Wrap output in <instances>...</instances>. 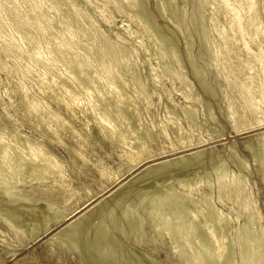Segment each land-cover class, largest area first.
I'll return each instance as SVG.
<instances>
[{
    "label": "bare ground",
    "instance_id": "bare-ground-1",
    "mask_svg": "<svg viewBox=\"0 0 264 264\" xmlns=\"http://www.w3.org/2000/svg\"><path fill=\"white\" fill-rule=\"evenodd\" d=\"M99 1L101 2L102 6L97 9L96 13L98 14V16L102 17L105 20L104 22L107 23H110L111 19L113 18L110 11L114 9L115 6H117L118 8V4H121L126 7L127 10L131 9L133 11V8H136L134 3V1L136 0ZM170 1L171 0H169L168 2ZM219 1L220 2L217 1L216 3L219 7V4H221L220 9L217 8L218 6L213 1V4L211 3L212 6L210 5V13L212 16V21L210 20V23L212 22V27L215 31V34L217 35V39L215 42L218 46V48L216 49L215 47H213L214 51L212 53V48L211 53L214 57L213 62L215 64V77L223 82L224 85H222L221 88L222 95L223 98L226 99L228 102V105L223 113V117L228 128L229 134L235 136L250 135L248 136V140L244 142V149L251 152L253 159H255L254 157H256L257 159V155H255L256 148L253 144L256 143L257 146L259 145V149L260 147H262V149L264 150V0ZM201 2L199 3L202 4L203 2ZM84 3L86 5H89L91 4V0H84ZM175 3L176 2H174V4ZM138 4L136 5L140 8ZM206 6H208V3ZM139 8L137 9L138 11H140ZM158 8L159 7L157 6V10ZM170 8H172L171 10H174L175 6L171 4ZM181 9L183 10H181V12H184V9ZM159 11L161 12V10ZM167 12H169L168 15L171 14L169 10ZM96 13H90L89 11L82 10L72 0H0V53L6 54V59H1L0 56V69H3L5 71L7 77L10 80H24L25 82L28 81L31 84L33 83V80H36V88L39 89L36 90L39 91V93L41 91V94L53 95L55 103L57 105L62 106L63 109L66 112H69L73 117H75V115L77 114L75 113L76 111L82 114V116L84 117V122L82 125L86 127L88 133L89 125L92 124L94 128H97L99 136L107 140V142L109 143V148H111L112 152L116 153L115 155L117 160L122 163V165H120L115 172L111 171L107 173V169H109L108 166L107 169L102 168L99 171V176H101L102 178L106 177L110 186H117L119 187V189H121L126 184L128 185L133 181L135 182V185H141V181H143V178H145V182H143L146 184L143 185V187L140 186L141 188H139L141 190L142 188H145L146 190L155 189L156 191L158 190V188H156L157 186H165L166 184L172 183L168 179L171 174L169 172L165 173V171H168L169 169L175 166V168L178 167L177 171H175L174 177L175 180L178 178L177 181L180 190H178L177 192L171 191L170 187L169 190L171 192L169 191L167 195H160L154 198L153 203L155 205V209L153 211L151 210L149 212H146L148 210L145 211V206L142 207L139 202L137 204V207H133V209L130 210L128 209L131 213L130 215H137L136 222L134 221L135 223H131V226H133V228H130V234L132 235L136 233V235H134L136 238H134L136 239L135 241L138 245L144 246L145 242L143 241L142 236L138 235L139 233L137 234V231H142L141 229L145 225H148L151 234L164 236L168 239V241H170L171 249H169V256L172 261L176 262V264H208V262H211L213 264H236V261L234 262V260L232 259V248H234V246L238 250L237 264H263L264 227L261 228L262 226H260L261 217L258 213L259 211H257L255 208L256 203L254 204L255 201L253 202V197H251L250 194L252 192L250 188L252 187L247 186L248 182L244 181V178V180H240L234 178V176L227 177L226 175L225 177L224 173L226 170L224 169L225 171H223V169H220L222 170L221 172L222 174H224V176L219 175L217 173L216 182L215 185H213L214 187L212 188V190H214V192L216 193V196L212 195V192H210L209 194H205L204 192H202L205 189L207 190L208 186V184L202 181V177H200L205 168V166L203 168L200 164L201 159L204 158L203 155H205V149L203 150L202 148L208 146L210 143H212V141H215L214 143L219 142L222 139V136L224 135L220 133V131L222 132V130H220L219 132L215 131L217 133L213 135L208 132L209 126L217 125V119L210 110V107L208 106V108H206L207 106H204L206 103L203 105L193 82L189 78V75H187V72L184 71V66H178V69L176 70H169L168 66L166 67L157 65L159 66V68H156L159 73H157L158 75L156 74L157 77L159 76V78H167L170 83L168 84L171 87L170 89L164 88V86L159 83L160 80L158 81L155 75L151 76L153 78L152 83H150L147 77L144 76L145 73L142 74L144 69L142 73L141 71H139L140 69H138L140 66L137 60L138 53L136 54L133 51H127L123 49L120 46L119 41L115 42L113 41V39L109 38L104 33L99 32L97 25L92 20L93 16ZM142 14H144V12H142ZM182 14H179L178 16H182ZM219 15H221L220 18L223 19L222 22L216 19V17H219ZM126 16L129 20L125 30L126 33L130 36L131 28L140 31L136 27L137 25L135 26V24H137L136 21L140 19L139 13L135 11L134 15L130 16L126 13ZM185 20L186 19H184V21ZM135 30H133L134 33ZM147 31L148 32L144 30L141 32L143 34V37H145V42L147 44V48L143 49H146V52H149L150 56L154 59L153 61H156L157 64L163 62V64L166 65L169 63L168 61H174L175 57H177V54L175 55L173 53L174 55H172L171 53V55H169L171 57L165 58L166 54H164L163 52L160 53L158 51L159 47H157V44H159V42L155 39L157 37L153 38V36L155 35H153V33H151L148 29ZM151 34L153 36H151ZM207 39L210 40V38ZM163 40L165 41V39ZM163 40H161V42ZM205 42L206 41H204V43ZM164 43H167L168 46L170 44H168L167 39ZM186 44L188 43L186 42L185 46ZM209 44L211 43L209 42ZM171 46L172 45H170L169 47ZM141 47L145 46L143 45ZM163 47L160 48L163 49ZM186 47L189 48L188 46ZM166 49L167 47L165 48V50ZM167 52H171V50L169 51L168 49ZM162 53L165 55V57H163ZM188 56H190V54ZM241 59H245L243 65L238 66L237 68L233 67V63ZM188 60L189 62H187L190 64L191 68V75L196 78V80L200 83L199 85L202 87L204 92L209 91L211 94H213L214 92H211L204 83L205 76L192 64L191 61L193 59L190 60L189 57ZM178 62L180 61H177L176 63ZM151 68H149V70ZM156 69H152L151 73L148 72L149 76L150 74L152 75L156 71ZM162 80L160 81L161 83ZM8 86H4V94H6L7 97H10V91L8 89ZM151 86L153 88H158L157 95H155V97H158V104H161L164 101H168L170 102L169 105H171L168 107V104L166 103L164 105L162 113L159 114L157 117L151 111V100L153 99V94L150 92ZM172 93H175L177 96L180 97L179 99L183 101V106L179 107L177 104H175L173 100H171ZM20 96V100L22 101L21 103L24 105V111H22L24 115H22L25 119L31 121L30 125L32 129L36 133H39L42 138L52 137L54 140L57 141L59 145H61L63 149H66L68 151L71 147L67 146L61 141L60 133L63 132V130L68 131V129L71 128L70 131L73 141H75V143L79 147V150H73V154L71 155L74 157V160L80 159L82 163H85L82 165L88 166L86 165V163H88V161H86L87 155L83 153L86 151L85 148L88 145V143L86 142L87 139L85 140L83 136L79 135L76 129L74 130L72 129V127L67 129L66 121L63 118L58 116V119L53 114V116L56 117V119H54L55 117L53 118L49 114L50 108H48L47 106V109L40 102L41 99L33 100V98L29 97V91L28 89H26V87H23ZM8 99H11V97ZM55 103L53 104L55 105ZM206 110L207 114H205ZM3 116H5V113ZM221 126L222 125H220V127ZM13 130L14 129L6 131L0 130V199H2V202H5V205L7 204L9 205V207H11L10 210L13 208L15 211L20 212V214L18 213V215H21V213L28 214V212L33 209L32 205L28 206L25 201L31 200L29 199V197H26V195L32 196L33 192L31 191H33V188H31L30 186V190L28 191V193L26 192V190L17 191L18 194L20 193L21 197L22 194L27 193L22 198L16 195H14L16 197L10 196V191L16 192L19 186L21 187V185L26 184L29 185V183L35 180H42L43 182L44 179H50V186L47 185L49 187H47L46 189L43 190L42 188L41 191L38 190L39 195H59L62 192L63 186L66 185L65 179L67 177H64L66 172L64 174L63 168L60 163L46 151L40 141L33 140L30 138H23L19 140L20 138L17 139V137L19 136L17 135L16 137L15 135V133H18L19 131ZM205 133L206 135L204 136ZM85 143L87 145H85ZM211 153L212 152H210L209 155L210 157L208 155L207 156L209 158V163L212 164V167L214 163H212L213 154ZM262 153H264V151ZM233 154L231 153V155ZM234 155H236V153ZM235 157H237V155ZM55 158L57 159V157ZM256 159L254 160L255 163L257 161ZM189 161H196L199 165L195 169L193 168V166H191L194 170H192L193 173L191 174L187 172L189 170H186L188 165L190 166ZM239 161L243 162L244 160ZM219 164H216L218 169L220 167ZM238 164H240L243 169L248 168L247 163V168L244 165L245 163L241 164L239 162ZM242 168L241 170H243ZM258 170L259 169H257V173ZM186 174L193 178V185H184V182H180L179 179L181 177H185ZM156 175H158L159 177H154ZM147 176H150L149 179L151 180H149ZM241 177L243 176L241 175ZM173 178H170V180ZM262 178L263 182H261L264 185V177ZM140 179L142 180L136 184V180L139 181ZM104 180L105 179L103 178V181ZM185 180H187V178ZM42 182L41 184H43ZM205 184L207 186H205ZM252 184L253 183L251 182V186ZM254 184L257 185V183ZM130 188L131 187H129V189ZM90 190L91 189H89V191ZM141 190H138V192ZM146 190L142 191H144L145 193ZM152 190H150V192ZM208 190L212 191L210 190V188ZM114 191H110V195H112ZM133 191L134 194H138L137 191ZM129 192L126 194L128 195ZM90 193L91 192H88L86 194V198L82 203H76L75 206L72 205L74 207L70 208L66 205L65 209L63 208V211H57V215L54 216L53 219L43 227H40V223L38 221L35 222L36 220H38L36 219L38 216L35 218L33 217L32 220L30 214L27 215L29 216L30 220L33 221V223H35L37 226L39 225V229H37L35 232L32 231V235L30 233V239L34 241L36 239L40 240L44 237L49 236L46 240L47 244H54L59 248L66 249L71 247L69 246V242H72L71 240L77 239V243H79V245H82V247H79V250L81 252L82 248L85 245V238L89 233L88 232L85 235L84 232L86 231H84V229L86 227H83V223L85 224V222L87 221L86 224H88L91 220L89 219V216L92 215V213L102 205V201L97 202L94 205L93 202L96 201H94V199H96L98 195H91L94 192H92L91 194ZM36 196L38 195L36 194ZM62 196L60 198H62ZM113 197H115V195ZM213 197L216 199V201L215 199L212 200ZM72 198L73 194L67 196L68 200ZM118 198H121L120 195ZM42 200L40 199L39 202ZM32 202H34V200H32ZM36 203L37 200L35 204ZM141 203L143 204V202ZM229 203H231L232 207L234 208L229 209V212L227 213H224V210L222 211L216 206V204H218L219 207H225V205ZM1 205L3 204L1 203ZM103 205L106 207L105 203ZM147 206L149 205L147 204ZM105 207L104 209L106 210L108 206L106 208ZM34 209H36L35 206ZM99 209L101 211V208ZM14 210L13 212L15 213ZM8 211L7 214L9 215L12 211L9 213ZM137 211H140L141 215L137 214ZM101 212L102 213L100 214L102 215L103 211ZM26 214H22V216L27 217ZM35 214L31 213V216ZM42 214L45 215L44 212ZM15 215L13 214V217L11 215V217L13 218L12 221H15ZM42 216L39 217V219H43L44 217H46L47 213L45 216ZM48 216L46 218H48ZM124 217H126V215L123 216V218ZM128 217L130 216L128 215ZM133 217L131 216L132 219ZM16 219H18L17 215ZM20 219L23 220V218H19V220ZM97 219L98 218H96V222ZM240 219H242L243 223L237 229L236 232V229H232V223L233 221H239ZM0 221H2L3 223L5 222L3 221V219ZM7 221L5 223H7ZM12 221L10 220L9 222L13 225ZM32 221H30V223ZM146 221H148V223ZM9 222L7 224H10ZM90 222H92V225L96 224L93 223L95 221ZM128 222L130 223V221ZM17 223L19 224V221ZM18 224L14 225V227L16 226V229L20 227L18 226ZM24 224L25 225H22V227L24 226L23 229L24 231H26V228L28 227H26V225L29 224ZM31 225L33 226V224ZM90 225L88 227H92ZM22 227H20L19 229L22 230ZM93 227L96 226L93 225ZM12 229L14 228L12 227ZM103 230H96L97 235L102 237L104 240L112 236H109L110 229H108V233L106 231L104 232ZM233 231H235L236 234L235 243L233 242V239L231 238L232 236L230 234ZM22 234V236H24L25 234L28 235L29 233L24 234L22 232ZM118 234H123V237L127 239V234L120 232ZM112 237L114 238V236ZM93 239L91 240L93 242L92 244L96 246L94 243L96 241H94ZM111 239L112 238H110L111 242L113 240L117 241L115 238L113 240ZM106 241L108 242V240ZM118 241H120V239H118ZM124 241L126 242L127 240ZM75 242L76 241H74L73 244H76ZM107 242L106 245H108V248H111V246L109 245L110 242H108L109 244ZM70 245L72 244L70 243ZM87 246H85L84 249ZM118 246L121 248L120 244ZM88 247H90V249L88 248L87 252H89V254L93 256V252L95 251L93 249L94 247ZM75 248L77 249L76 246ZM84 249V252H82L85 254L86 250ZM92 249L94 250L93 252L91 251ZM72 250H74V248ZM113 250L117 251V249H114V247L112 248V251ZM3 251L6 252V250ZM9 251L10 250L8 249V252ZM118 251L120 252V254L123 255V253H121L122 250L120 251L119 249ZM97 252L95 254L100 257L101 261L105 262L104 264H112V254L116 255L115 251V254H110L109 250L104 247H101V250L99 249ZM125 253L126 252L124 251V255ZM204 253L206 254L205 256L203 255ZM117 254L119 253L117 252ZM85 255L82 259H87L89 257V255H87L88 257H85ZM131 255L129 254V256L134 260H130L129 264H131V261H133L132 263H135L134 261L136 260L134 257L135 255L133 257ZM124 257L128 258L127 255ZM139 259V262H141L142 256ZM97 260L99 259L97 258ZM123 260L125 263V260L127 259L124 258ZM142 260L144 261L145 259L143 258ZM89 261L90 263L93 262L92 264L98 263V261L96 263H94L95 261ZM89 261L87 262L88 264H90ZM22 262V260H18L13 262V264H21ZM145 262L148 264L147 260H145ZM141 263L143 264V262ZM35 264L37 263L35 262ZM101 264H103V262ZM125 264H127V262Z\"/></svg>",
    "mask_w": 264,
    "mask_h": 264
},
{
    "label": "rangeland",
    "instance_id": "rangeland-1",
    "mask_svg": "<svg viewBox=\"0 0 264 264\" xmlns=\"http://www.w3.org/2000/svg\"><path fill=\"white\" fill-rule=\"evenodd\" d=\"M79 8H81L82 10H84V11H89L90 13H96V11H97V9H99L100 8V6H102V4H101V2L99 1V0H91V4H89V5H86L85 3H84V0H72ZM96 1V2H95ZM137 1H138V3H140V4H138L137 3ZM141 1V2H140ZM161 3H160V2ZM136 0V1H134V3H135V7L136 8H133V11L131 10V9H129V10H127V8L126 7H124L123 5H121V4H118V8H117V6H115L114 7V9H112L111 11H110V13L112 14V19H111V22L110 23H107V22H104L105 20L102 18V17H100V16H98V14L96 13L94 16H93V21L95 22V24L97 25V28H98V30H99V32H101V33H104L105 35H107L109 38H111V39H113V41H115V42H117V41H119V44H120V46L123 48V49H125V50H127V51H133V52H135L136 54H137V60H138V62H139V68L138 69H140L139 71H141V73H142V71H143V69H144V71H143V73L142 74H144V76H146L147 77V79L149 80V82L150 83H152V78L153 77H151V76H153V75H155V77H157V75L159 74L158 73V71H157V67L159 68V66H157V65H161V66H168L169 67V70L171 69V70H176V69H178L177 67L178 66H181L182 65V67L183 68H185V72H187V75H189V78L191 79V81L193 82V84H194V86H195V89H196V91H197V93L199 94V96H200V99H201V101H202V103H203V105L204 106H207L206 108H208V106L210 107V110L212 111V113H213V115L215 116V118L217 119V125L216 126H218V127H216L215 125H212V126H209V128H208V132L211 134V135H213V134H215V133H217V132H219L220 130H222V132L220 131V133L221 134H223L224 136H222V139L219 141V142H216V143H214L215 141H212V143H210L208 146H205V147H203L202 149L204 150V152H205V155H203V157L204 158H202L201 159V162H200V164H201V166L204 168V166H205V168H204V171H203V169H202V171H203V173L201 174V175H203V176H201L200 175V177H202V181H204V183H206V184H208V186L205 184V186H207V190L205 189V190H203L202 192H204L205 194H209L210 192H212V195H215L216 193L214 192V190H212V188L214 187L213 185H215V182H216V177H217V173L219 174V175H223L224 176V174H225V177H226V175H227V177H229V176H234V178H236V179H242V180H244V181H246V182H248V184H247V186H249V187H252V188H250L251 189V197H253V202H254V204H255V208H256V210L257 211H259L258 213H259V215H260V217H261V220H260V226H262L261 228H263L264 227V185H263V178L262 177H264L263 176V174H264V157H262V156H264V153H262L264 150L262 149V147H260V149H259V145L257 146V144L256 143H254L253 145H254V147L256 148L255 149V155H257V159H256V157H254L257 161H256V163H255V159H253V157H252V154H251V152L250 151H248V150H246V149H244V147H245V141H247L248 140V136H250V135H243V136H235V135H231V134H229V132H228V128H227V126H226V123H225V120H224V117H223V113H224V111H225V108L227 107V105H228V102H227V100L226 99H224L223 98V95H222V90H221V88H222V85H224L223 84V82L222 81H220V79H218V78H216L215 77V72H214V62H213V55H212V53H213V51H214V48L213 47H215V49L216 48H218V46L216 45V39H217V35L215 34V31H214V29H213V25H212V22L210 23V20L212 19V16H211V13H210V9H211V3H212V1L217 5V1L218 2H220L219 0H216V1H214V0H173L174 2H176L175 4H174V2L172 1H170V2H168L167 0ZM167 1V2H166ZM204 3H202V2ZM205 1V2H204ZM210 1V2H209ZM166 2V3H165ZM179 4H178V3ZM183 2V3H182ZM199 2H201L202 4H200ZM208 3V6H206L207 5V3ZM98 3V4H97ZM199 3V4H198ZM210 3V4H209ZM136 4H138L139 6H140V8L136 5ZM157 4V5H156ZM170 4V5H169ZM171 4L173 5V6H175V8H174V10H171L172 8H170V6H171ZM178 4V5H177ZM186 4V5H185ZM213 4V3H212ZM219 4V3H218ZM177 5V6H176ZM182 5V6H181ZM183 5H185V6H183ZM201 5V6H200ZM206 7H205V6ZM211 5V6H210ZM220 5V7H221V4H219ZM157 6L159 7L158 8V10H157ZM218 6V5H217ZM98 7V8H97ZM169 9H168V8ZM177 7H178V11H177ZM202 7V8H201ZM220 7L218 6L217 8L218 9H220ZM139 8V10L140 11H138L137 9ZM181 8H183L184 9V12H181ZM186 8V9H185ZM204 8V9H203ZM134 9H135V11L136 12H138L139 13V15H140V19L139 20H142V17H143V20L142 21H136V23L137 24H135V26L140 30V31H138V30H135L134 28H131L130 30H131V35L129 36V34H127L126 33V26L128 25V18H127V16H126V13L127 14H129V16L130 15H134V13H135V11H134ZM164 9V10H163ZM170 11V15H168L169 14V12H167L168 10ZM159 10H161V12L159 11ZM124 11V12H123ZM131 11H132V13H131ZM144 12V14H142V12ZM172 11V12H171ZM174 11V12H173ZM179 11H180V13H179ZM183 11V10H182ZM185 11H186V13H185ZM124 14H123V13ZM141 12V13H140ZM162 14H160V13ZM165 12V13H164ZM167 12V13H166ZM197 12V13H196ZM221 12V11H220ZM183 13V14H182ZM177 16H176V15ZM181 15L182 14V16H178V15ZM147 15V16H146ZM159 15V16H158ZM184 15H186V16H184ZM164 16V17H163ZM172 16V17H171ZM220 16L221 15H219V17H216V19L217 20H220L221 22L223 21V19L222 18H220ZM153 17H154V19H153ZM180 17V18H179ZM147 18V19H146ZM186 19L185 21H184V19ZM165 19V20H164ZM149 20V21H148ZM212 21V20H211ZM144 22V23H143ZM171 22V23H170ZM181 22H183V23H181ZM184 22H186V23H184ZM145 23H146V25H145ZM107 24V25H106ZM140 24V25H139ZM150 24V25H149ZM178 24V25H177ZM184 24V25H183ZM121 25H122V27H121ZM186 25H187V27H186ZM139 26V27H138ZM141 26V27H140ZM150 27V28H148V27ZM189 26V27H188ZM191 26V27H190ZM154 27V28H153ZM177 27V28H176ZM141 29H142V31H146V32H148L147 31V29L151 32V33H153V35H155V36H153L152 34H151V36H153V38L154 37H157V38H155L158 42H159V44H157V47H159L158 48V51L161 53V52H163L164 54H166V57H165V55L162 53V55H163V57H165V58H169V57H171V56H169V55H171V53H172V55H176L177 54V57H175V62L174 61H168L169 63L166 65V64H163V62H160L159 64H157L156 63V61H153L154 59L150 56V54H149V52L147 51L146 52V49H143V48H147V44H146V42H145V37H143V34L141 33L142 31H141ZM144 29V30H143ZM133 30H135V33L133 32ZM152 30H153V32H152ZM171 30V31H170ZM184 30V31H183ZM125 31V32H124ZM157 31V32H156ZM186 31H187V33H186ZM208 31H209V33H208ZM214 31V32H213ZM155 33V34H154ZM159 33V34H158ZM181 33H182V35H181ZM205 33V34H204ZM127 34V35H126ZM132 34H133V36H132ZM135 34V35H134ZM149 34V33H148ZM158 34V35H157ZM208 34H209V36H208ZM142 35V36H141ZM166 35V36H165ZM128 36V37H127ZM132 36V37H131ZM138 36V37H137ZM164 38H163V37ZM185 37V38H184ZM196 37V38H195ZM210 38V40L209 39H207V38ZM170 38V39H169ZM189 38V39H188ZM163 39H165V41L163 40ZM166 39H167V42H168V44H169V46L170 45H172L171 47H169L168 45H167V43L165 44L164 42H166ZM191 39V40H190ZM204 39H207V40H204ZM212 39V40H211ZM161 40H163L162 42H161ZM170 40V41H169ZM209 40V41H208ZM140 41V42H139ZM189 41V42H188ZM204 41H206L205 43H204ZM138 42H139V44H138ZM157 42V43H158ZM188 43V44H186V46H188L189 48H187L186 46H185V43ZM209 42L211 43V44H209ZM215 42V43H214ZM140 43H144L143 45L145 46V47H141V46H143L142 44H140ZM189 43H190V45H189ZM160 44H161V46H160ZM179 44V45H178ZM215 44V45H214ZM141 45V46H140ZM165 46V47H163V46ZM208 45V46H207ZM140 46V47H139ZM163 47V49H161V48ZM167 47V49L165 50V48ZM173 47V48H172ZM174 47H176V48H174ZM186 48H187V51H189V52H187L186 51ZM213 48V49H212ZM137 49V50H136ZM168 49H169V51L171 50V52H167L168 51ZM176 49V50H175ZM189 49V50H188ZM211 49H212V53H211ZM145 50V51H144ZM178 50V51H177ZM167 53H166V52ZM178 52V53H176V52ZM186 52V53H185ZM170 53V54H169ZM174 53V54H173ZM198 53V54H197ZM1 55V59H6V54H2V53H0ZM148 54V55H147ZM179 54V55H178ZM190 54V56H188ZM212 55V56H211ZM151 58H150V57ZM189 57H190V60H192L191 62H192V64L194 65V67L197 69V70H199L204 76H205V79H204V83H205V85L209 88V90L212 92H214L213 94H211L209 91V93L208 92H204L203 91V89H202V87L199 85L200 83L196 80V78H194L192 75H191V68H190V64L188 63L189 62ZM192 57V58H191ZM232 57V56H231ZM233 58V57H232ZM0 59V60H1ZM178 59H180V60H178ZM167 60V59H166ZM177 61H180V62H178V63H176ZM188 61V62H187ZM244 61H245V59H241V60H239V61H235L234 63H233V67H235V68H237L238 66H242L243 65V63H244ZM182 62V63H181ZM156 63V64H155ZM173 63V64H172ZM176 64V65H175ZM179 64V65H178ZM142 65V66H141ZM156 66V67H155ZM151 67H153V68H151ZM172 67V68H171ZM211 67H213V68H211ZM222 67V66H221ZM149 68H151L150 70H149ZM152 69H156V71L151 75L150 74V76H149V74H148V72L149 73H151V71H152ZM207 70H208V72H207ZM158 73V74H157ZM209 75H207V74ZM157 74V75H156ZM204 76H203V78H204ZM242 76V75H241ZM163 79V80H162ZM157 80L159 81H161L162 80V83L159 81V83L160 84H162V86H164V88H166V89H170L171 87H170V85H168V84H170L169 83V80L167 79V78H159V76L157 77ZM168 80V81H167ZM218 81V82H217ZM5 82H8V83H5ZM165 82V83H164ZM18 83V84H17ZM20 83H23V84H20ZM36 83V80L34 81L33 80V83L31 84L30 82H28V81H22V80H10L8 77H7V75H6V73H5V71L3 70V69H0V130H3V131H6V130H12V129H14L13 131H19L18 133L16 132L15 133V135H16V137H17V135L19 136V137H17V139H19V140H21V139H23V138H30V139H33V140H37V141H40L41 142V144L44 146V148L46 149V151L55 159V160H57L59 163H60V165L62 166V168H63V172H64V174H65V172H66V174L64 175V177L66 178L65 179V184L66 185H64L63 186V189H62V192H61V194L63 195H61V194H59V195H51V196H45V195H39V191H41L42 190V188H43V190L44 189H46L47 187H49L50 186V179H44V181L42 182V180H38L39 181V183H38V181L37 180H35V181H32L31 183H29V185L28 184H26L27 185V187H26V185H21V187L19 186V188L16 190V192L15 191H13V192H11L10 191V196H14V195H16V196H20L21 197V195H20V193L18 194L17 193V191H25L26 190V192L28 193V191L30 190V186H31V188H33V191H31V192H33L32 193V196H30V195H26V194H22V197L24 196V195H26V197H29V199H31V200H25L26 201V203H27V205L29 206V205H32V210H30L29 212H28V214H26V213H21V215H18V213L20 214V212H18V211H15L13 208L10 210V208L11 207H9V205H5V202L3 201H1L2 199H0V216H1V218H0V220H2L3 219V221H7V223L11 220H13V214L15 215L16 213V215H17V218L18 219H16V215L14 216V220L16 221V220H18L19 221V224L17 223L18 221H12V223H13V225L10 223V224H7V223H3L2 221H0V229H1V232H0V264H13V262H15V261H18V260H22L23 262L21 263V264H35V262L37 263V264H88L87 262L89 261V260H91V262L92 261H95L94 263H96L97 261H98V263H96V264H101L102 262H103V264L105 263L104 261H101V259H100V257H98V255L97 254H95L99 249L101 250V247L103 248H107L108 250H109V253L110 254H112V253H114L115 254V252H116V255H113L112 254V257H111V259H113V262H112V264H122V263H124V258L125 259H127V260H125V263L127 262V264H129L130 263V260H134V259H132L130 256H129V254L133 257L134 255V257H135V263H132L133 261H131V264H138V263H141V262H143V264H147L146 262H145V260H147V262H148V264H176V262H174V261H172L171 259H170V250L169 249H171V244H170V241H168V239L166 238V237H164V236H158V235H156V234H151V232H150V230H149V227H148V225H145L141 230L142 231H140V230H138L137 231V234L138 235H140V236H142V239H143V241L145 242L144 243V246L142 245H138L137 243H136V237L134 236V235H136V233H134V234H130L131 233V229L133 228V226H131L132 224L131 223H135L136 222V218H137V215H135V214H132V215H130L131 213H130V209H133V207H137V204H138V202L142 205V207L143 206H145V211L146 210H148V211H146V212H149V211H153L154 209H155V205H154V201H153V199L154 198H156V197H158V196H163V195H167L168 194V192L171 190V191H178V190H180V188H179V185H178V178L175 180V177H174V175H175V171H177V169H178V167L177 168H175V167H173V168H171V169H169L168 171H165V173L166 172H169L170 174H171V176L168 178L169 179V181H171L172 183H169V184H166V185H169V186H164V185H160V186H157L156 188H158V190H160V191H158V190H156L155 191V189L154 190H152V189H150V190H152L151 192H150V190L149 189H145V188H142V190H146V192L144 193V191H142L140 188L141 187H143V185H145L146 183H144L145 182V178H143V181H141L142 179H140L139 181L138 180H136V184L137 183H139L140 181L143 183H141V185L140 184H138V185H135V182L133 181V182H131V183H129L128 185L126 184L123 188H121V189H119V187H117V186H110L109 185V182H108V179L106 178V177H103L105 180L103 181V178L101 177V176H99V171L102 169V168H106L107 169V166H108V168L109 169H107V173L108 172H115L116 170H117V168L120 166V165H122V163L119 161V160H117V158H116V153L115 152H112V150H111V148H109V143L107 142V140H105V139H103V138H101L100 136H99V134H98V131H97V128L95 127H93V125L91 126V125H89V128H88V130H89V133L87 132V130H86V127L85 126H83L82 124H83V122H84V117L82 116V114L80 113V112H78V111H76L75 113H77L76 115H75V117H77V118H75V117H73L69 112H66L64 109H63V107L62 106H60V105H57L56 103H55V101H54V97H53V95H49V94H41V91H40V93H39V91H37L36 89H38V88H36L37 87V85L35 84ZM215 83V84H214ZM8 84H9V86H10V88H9V86H8ZM30 84V85H29ZM166 86H165V85ZM21 85V86H20ZM6 86H8V89H9V95H10V97H11V99H8V98H10V97H7L6 96V94H4V88ZM21 87H22V89H21ZM23 87H26V89H28V91H29V97L30 98H33V100L35 99H38V100H40V102L47 108V106H48V108H50V112H49V110H48V112H49V114L54 118L55 116L58 118V116L59 117H61V118H63L65 121H66V127H67V129L68 128H70V127H72V129H76V131L79 133V135H81V136H83L84 138H85V140L87 139V143H88V145L85 143V145H87L86 146V148H85V152H83L85 155H87L86 156V161H88V163H86V165H88V166H85V165H82V164H85V163H82V161L80 160V159H75L74 160V157L71 155V154H73V150H79V147H78V145L75 143V141H73V138H72V136H71V131H70V129H68V131L67 130H63V132H61L60 133V135H61V141L63 142V143H65L67 146H69V147H71L70 148V150H66V149H63L62 147H61V145H59L58 143H57V141L56 140H54L52 137H44V138H42L41 137V135L39 134V133H36L33 129H32V127H31V121L30 120H28V119H25L24 117H23V112L22 111H24V105L21 103L22 101L20 100V98H21V90H23ZM19 89V90H18ZM157 87H152L151 86V90H150V92L153 94V99L151 100L152 101V107H151V111H152V113L157 117L159 114H161L162 113V111H163V108H164V105L167 103L168 104V107L169 106H171V105H169L170 104V102H168V101H164V102H162L161 104H158V97L156 96L155 97V95H157ZM39 90V89H38ZM13 92V93H12ZM205 93V94H204ZM20 94V95H19ZM173 95V96H172ZM39 97V98H38ZM171 100H173L174 102H175V104H177L179 107H181V106H183V101L181 100V99H179L180 97L179 96H177L175 93H172L171 94ZM12 100V101H11ZM52 100V101H51ZM177 100V101H176ZM12 102V103H11ZM20 102V103H19ZM180 102V103H179ZM44 103H46V104H44ZM53 103H55V105L53 104ZM48 104V105H47ZM181 104V105H180ZM56 105H57V107H56ZM4 106V107H3ZM159 106H160V108H159ZM47 108V109H48ZM224 108V109H223ZM155 109H156V112H155ZM221 109V110H220ZM223 109V110H222ZM3 110V111H2ZM3 112V113H2ZM52 112V113H51ZM207 112V110L205 111V114H207L206 113ZM4 113H5V116H3L4 115ZM23 114V115H22ZM53 114L55 115V116H53ZM81 116V117H80ZM56 117L54 118V119H56ZM74 119H73V118ZM60 118V119H61ZM59 119V118H58ZM157 119V118H156ZM81 120V121H80ZM29 121V122H28ZM78 121V122H77ZM80 122V123H79ZM219 123V124H218ZM220 125H222L221 127H220ZM4 126V127H3ZM13 126V127H12ZM3 128V129H2ZM5 128V129H4ZM12 128V129H11ZM216 128V129H215ZM224 128V129H223ZM215 129V130H214ZM215 131H217V132H215ZM81 133V134H80ZM83 133V134H82ZM20 134H21V136H20ZM91 134V135H90ZM39 135H40V137H39ZM206 135V133L204 134V136ZM24 136V137H23ZM88 136V137H87ZM42 140V141H41ZM50 140V141H49ZM214 147V148H213ZM224 147V148H223ZM210 149H212V150H210ZM91 150V151H90ZM111 151V152H110ZM232 151V152H231ZM93 154H92V153ZM210 152H212L211 154H213V162L212 163H214L213 164V166L211 167V165L212 164H210L209 163V158H208V156L210 155ZM209 153V154H208ZM231 153L233 154H235L236 153V155H237V157H235L236 155H231ZM261 154V155H260ZM98 155V156H97ZM208 155V156H207ZM230 155V156H229ZM254 155V156H255ZM258 156H260V157H258ZM55 157H57V159L55 158ZM89 157V158H88ZM91 157H92V159H91ZM210 157V156H209ZM214 158H216V159H214ZM218 158V159H217ZM259 158V159H258ZM59 159V160H58ZM231 159V160H230ZM73 160V161H72ZM90 160V161H89ZM93 160V161H92ZM202 160H203V162H202ZM204 160H205V162H204ZM219 160V161H218ZM221 160V161H220ZM239 160H244L243 162H241V161H239ZM252 160V161H251ZM260 160V161H259ZM218 161V162H217ZM241 163V164H243V163H245L244 165L246 166L247 164V166H248V168H247V166H246V168L247 169H243L242 167H241V165L240 164H238L239 162ZM98 162H99V165H98ZM104 162V163H103ZM230 162V163H229ZM238 162V163H237ZM261 162H262V164H261ZM74 163V164H73ZM104 165H103V164ZM114 163H115V165H114ZM117 163V164H116ZM189 163H190V166L188 165V167H187V169L186 170H189V171H187L189 174H191V173H193L192 172V167L191 166H193V168L195 169L197 166H199L198 165V163L196 162V161H189ZM204 163V164H203ZM220 163V164H219ZM247 163V164H246ZM258 163V164H257ZM92 164V165H91ZM102 164V165H101ZM196 166H195V165ZM207 164V165H206ZM219 164V169L217 168V165ZM224 164V165H223ZM96 165V166H95ZM256 165V166H255ZM263 167H262V166ZM104 166V167H103ZM259 166V167H258ZM261 166V167H260ZM80 167V168H79ZM190 167V168H189ZM222 167V168H221ZM243 169V170H241V168ZM83 170H82V169ZM94 168H95V170H94ZM189 168V169H188ZM212 168V169H211ZM217 168V169H216ZM66 169V170H65ZM96 169H97V172H96ZM206 169V170H205ZM216 169V170H215ZM220 169H223V171H225V173L224 174H222V170H220ZM225 169V170H224ZM257 169H259L258 170V173H257ZM218 170H219V172H218ZM228 170H230V171H228ZM248 170H249V172H248ZM194 171V170H193ZM206 171V172H205ZM239 171V172H238ZM205 172V173H204ZM234 172V173H233ZM262 174H261V173ZM221 173V174H220ZM233 174V175H232ZM67 175V176H66ZM238 176V177H236V176ZM241 175L243 176V177H241ZM186 176H188V177H186ZM186 176L185 177H181L179 180H180V182L181 183H183L184 185H193V183H194V180H193V178L191 177V176H189V175H187L186 174ZM211 176V177H210ZM261 176V177H260ZM150 177V176H149ZM149 177L147 176V178L149 179ZM154 177H159L158 175H156V176H154ZM174 177V178H173ZM130 178V177H129ZM128 178V179H129ZM146 178V179H147ZM170 178H173V179H171L170 180ZM187 178V180H185ZM244 178V179H243ZM152 179H154V178H152ZM156 179V178H155ZM182 179V180H181ZM258 179V180H257ZM68 180V181H67ZM149 180H151V179H149ZM248 180V181H247ZM138 181V182H137ZM169 181H167V182H169ZM187 181V182H186ZM206 181V182H205ZM209 181V182H208ZM262 181V182H261ZM41 182L43 183V184H41ZM45 182V183H44ZM47 182V183H46ZM73 182V183H72ZM166 182V183H167ZM177 182V183H176ZM211 182V183H210ZM251 182L253 183L252 184V186H251ZM258 182H259V184H258ZM34 183V184H33ZM108 183V184H107ZM214 183V184H213ZM254 183H257V185H255ZM42 186H41V185ZM68 184V185H67ZM165 184V183H164ZM171 184H172V186H171ZM210 184V185H209ZM47 185H49V186H47ZM133 185V186H132ZM23 186H25V187H23ZM33 186V187H32ZM86 186V187H85ZM127 186H128V188H127ZM141 186V187H140ZM211 186V187H210ZM70 188L71 189V191H70V189H68V188ZM75 187V188H74ZM88 187H89V189H91L90 191H89V189H88ZM129 187H131L130 189H129ZM140 187V188H139ZM171 187V188H170ZM29 188V189H28ZM37 190H36V189ZM74 188V189H73ZM76 188H78V189H76ZM87 188V189H86ZM117 188V189H116ZM125 188V189H124ZM137 188H139V189H137ZM155 188V187H154ZM169 188H170V190H169ZM210 188V190H212V191H209L208 189ZM256 188V189H255ZM124 189V190H123ZM168 189V190H167ZM175 189V190H174ZM36 190V191H35ZM39 190V191H38ZM76 190H78V191H80V192H78V191H76ZM115 190V191H114ZM127 190V191H126ZM132 190V191H131ZM133 190H135V191H137L138 192V190H141V191H139L138 192V194L137 193H135L134 194V191ZM149 190V191H148ZM82 191H83V193H82ZM87 191V192H86ZM101 191H103V192H101ZM113 192L114 191V195H115V197H113L114 195L112 194V195H110L111 193H109V192ZM120 191V192H119ZM123 191V192H122ZM130 191V192H129ZM147 191H148V193H147ZM170 191V192H171ZM256 191V192H255ZM64 192H65V194H64ZM77 194H76V193ZM88 192H94V193H90L91 195H98V197H96V199H94V201L95 202H93V204L95 205L97 202H101L102 201V205L99 207V208H101V211H103V214L101 215L100 213H102L101 211H100V209L99 208H97V210L96 211H94L93 213H92V215H90L89 216V219H91L90 221H95V222H93V223H96V224H93L94 226H96V227H93V225H92V222H90L89 221V225H90V223H91V225L90 226H92V227H88L89 225L88 224H86V222H85V224L83 223V227L85 226L86 228L84 229V231H86V232H84L85 233V235L87 234V236H86V238H85V241H86V243H87V241H88V243L86 244L85 243V241H84V247L85 246H87L89 243H93L91 240L93 239L94 241H96V242H94L95 243V245L97 246H94V244H89L88 246H91L93 249L91 250L92 252H93V254L94 255H97V256H92L91 254H89V252H87V250H88V248L90 249V247H86L85 249H84V247L82 248V250H81V252L83 251V249L84 250H86V253L85 254H87V255H89V257L87 256V255H85L83 252L81 253L80 252V248L79 247H82V245L80 246L79 245V243H77V239L75 240H71L72 242H69V246H71V247H69V248H59V247H57L56 245H49V244H47L46 243V240L48 239V237L49 236H47V237H44V238H42V239H40V240H38V239H36V240H34V241H32L31 239H30V233H31V235H32V231L33 232H35L37 229H39V225L37 226L35 223H33V217L35 218V217H37L36 219H38V220H36V219H34V220H36L35 222H39L40 223V227L42 226H45V225H47L52 219H53V217L54 216H56L57 214L56 213H58L57 211H63L64 209H65V207H66V205H67V207H74L75 205H76V203H82L84 200H85V196H86V194L88 193ZM129 192V194L127 195L126 193H128ZM133 192V193H132ZM142 192V193H141ZM68 193V194H67ZM121 193V194H120ZM163 193V194H162ZM253 193V194H252ZM0 194H1V191H0ZM36 194L38 195V196H36ZM73 194V198L72 199H70V200H68L67 199V196H69V195H72ZM75 194V195H74ZM79 194V195H78ZM126 194V195H125ZM151 194V195H150ZM65 195V196H64ZM110 195V196H109ZM119 195H120V197L121 198H118L119 197ZM16 196H14V197H16ZM53 196V197H52ZM62 196V198H60ZM79 196H81V197H79ZM124 196V197H123ZM127 196V197H126ZM140 196H141V198H140ZM216 196V195H215ZM214 196V197H215ZM21 197V198H22ZM39 197V198H38ZM57 197V198H56ZM74 197H78L77 199L76 198H74ZM130 197V198H129ZM212 198V200H214L215 198ZM1 198V197H0ZM53 198V199H52ZM56 198V199H55ZM60 198V199H59ZM69 198V197H68ZM124 198V199H123ZM136 198V199H135ZM142 198H145V199H142ZM42 200V201H40L39 202V200ZM55 199V200H54ZM62 199V200H61ZM64 199V200H63ZM66 199V200H65ZM74 199V200H73ZM115 199V200H114ZM123 199V200H122ZM32 200H34V202H32ZM36 200H37V203L35 204V202H36ZM45 200V201H44ZM118 200V201H117ZM128 200V201H127ZM143 200V201H142ZM151 200V201H150ZM48 201V202H47ZM67 201V202H66ZM72 201H73V204H72ZM76 201V202H75ZM123 201V202H122ZM126 201V202H125ZM215 201H216V199H215ZM56 202V203H55ZM70 202V203H69ZM105 203V205H106V207L108 206V208H106L103 204ZM141 202H143V204L141 203ZM1 203L3 204V205H1ZM29 203V204H28ZM45 203H47V204H45ZM71 204V205H69V204ZM152 203V204H151ZM122 204V205H121ZM136 204V205H135ZM147 204L149 205V206H151V207H149V206H147ZM72 205H74V206H72ZM140 205V206H141ZM34 206H35V208L37 209V207H38V209L36 210V209H34ZM37 206V207H36ZM39 206H43V207H39ZM147 206V207H146ZM216 206L219 208V209H221L224 213H227V212H229V209H233L234 207H232V205H231V203H229V204H226L225 205V207H219V205L218 204H216ZM31 207V206H30ZM104 207L106 208V210L104 209ZM124 207H125V209H124ZM153 207V208H152ZM227 207H229V208H227ZM3 208V209H2ZM6 208V209H5ZM41 208V209H40ZM54 208V209H53ZM57 208V209H56ZM64 208V209H63ZM110 208V209H109ZM147 208V209H146ZM151 208V209H150ZM45 209V210H44ZM125 211H124V210ZM129 209V210H128ZM5 210V211H4ZM8 210H10V211H8ZM13 210L15 211V213L13 212ZM35 210V211H34ZM113 210V211H112ZM122 210H123V212H122ZM7 211H8V213L9 212H11V213H13V214H11L12 215V217H11V215L9 216L8 214H7ZM34 211V212H33ZM40 211V212H39ZM48 211H51V212H48ZM109 211H111V212H109ZM4 212V213H3ZM45 213V215H46V213H47V216H48V218H46V217H44L43 219L42 218H40L39 219V217H41L42 215L43 216H45L44 214H42V213ZM55 212V213H54ZM125 212V213H124ZM6 213V214H5ZM31 213L33 214H35V215H32L31 216ZM42 215H41V214ZM108 213V214H107ZM111 213V214H110ZM123 213V214H122ZM126 213H128V214H126ZM2 214V215H1ZM3 214H5V215H3ZM22 214H26V216L27 215H29L30 214V217H31V219L32 220H30V218H29V216H27V217H25V216H22ZM98 216H97V215ZM122 214V215H121ZM137 214H140L141 215V213H140V211H137ZM233 214V213H232ZM41 215V216H40ZM126 215V217H124L123 218V216H125ZM128 215L130 216V217H128ZM19 216V217H18ZM42 216V217H43ZM92 216V217H91ZM96 216V217H95ZM131 216L133 217V219L131 218ZM3 217V218H2ZM24 217H25V219L28 221H26L25 219H24ZM105 217V218H104ZM116 217V218H115ZM10 218V219H9ZM19 218H23V220L25 221H23V220H19ZM95 218V219H94ZM96 218H98L97 219V222H96ZM103 218V219H102ZM112 218V219H111ZM4 219H6V220H4ZM42 219V220H41ZM119 219V220H118ZM125 219V220H124ZM128 219V220H127ZM47 222H46V221ZM49 220V221H48ZM99 220V221H98ZM102 220V221H101ZM114 220V221H113ZM117 220V221H116ZM21 221V222H20ZM30 221H32L31 223H30ZM42 221V222H41ZM127 223H126V222ZM128 221H130V223L128 222ZM132 221V222H131ZM135 221V222H134ZM2 222V223H1ZM22 222H24V223H26V224H29V225H26V231H24V226L22 227V225H25L24 223H22ZM104 222V223H103ZM110 222V223H109ZM117 222H119V223H117ZM147 223H148V221H146ZM38 223V224H39ZM129 223V224H128ZM243 222H242V219H240L239 221H233V223H232V229H236L235 231L237 232V229L241 226V224H242ZM6 224V225H5ZM17 225L18 224V226H20V227H22V230L21 229H19L18 228V226H17V228L18 229H16L15 227H14V225ZM21 224V225H20ZM31 224H33V226L31 225ZM42 224V225H41ZM104 224V225H103ZM112 224V225H111ZM118 224H121V225H118ZM3 225V226H2ZM14 228V229H12V227ZM37 227H36V226ZM107 226V228L108 229H110L109 231H108V229L106 228V226ZM115 225V226H114ZM6 226V227H5ZM9 226V227H8ZM117 226V227H116ZM4 229H2V228ZM31 227V228H30ZM102 227V228H101ZM123 227V228H122ZM132 227V228H131ZM8 228H9V230H8ZM93 230H92V229ZM116 228V229H115ZM131 228V229H130ZM7 230V232H6V230ZM16 229V230H15ZM98 229H100V230H103V229H105V230H103L104 232L106 231L107 233L109 232V236L110 235H112V236H114V238L118 241V239H120V241H115V240H113L114 238L111 236L110 238H112L111 240H113L112 242L110 241V238L108 237L106 240H108V242H110V244L106 241V240H104L102 237H100L99 235H97V233H96V230H98ZM107 229V230H106ZM14 232H13V231ZM27 230H28V232H27ZM6 233H5V232ZM30 231V232H29ZM235 231H233L232 233H230L231 234V238L233 239V242L235 243L236 242V234H235ZM11 232V233H10ZM13 232V233H12ZM22 232L25 234V233H29L28 235L27 234H25L24 236H22L23 234H22ZM125 233V234H127L126 236H127V239H125L124 237H123V234H118V233ZM4 235H2V234ZM7 234V235H6ZM9 234V235H8ZM11 234V235H10ZM128 234H129V236H130V238H129V236H128ZM1 235H2V237H1ZM12 237V239H14V240H12L11 239V237ZM30 236V237H29ZM88 236H89V238H88ZM98 236V237H97ZM131 236H132V239H131ZM118 239H117V238ZM135 237V238H134ZM25 238V239H24ZM96 238V239H95ZM102 238V239H101ZM166 238V239H165ZM4 239V240H3ZM88 239H90V240H88ZM127 240L126 242L124 241V240ZM3 240V241H2ZM30 240H31V242H30ZM133 240V241H132ZM2 241V242H1ZM14 241V242H13ZM28 241V242H27ZM45 241V242H44ZM74 241H76L75 243L76 244H73V242ZM89 241H91V242H89ZM101 241H104V242H101ZM4 242V243H3ZM9 242V243H8ZM106 242L111 246V248L109 249L108 248V245H106ZM115 242H117L118 243V245L120 244V246H121V248L117 245V243H115ZM70 243L72 244V245H70ZM101 245H100V244ZM103 243V244H102ZM128 243V244H127ZM155 245H154V244ZM8 246H7V245ZM112 244H114V245H112ZM123 244V245H122ZM77 247V249L75 248V246ZM77 245H79V246H77ZM101 246V247H99V246ZM105 245V246H104ZM153 245V246H152ZM10 246V247H9ZM140 246V247H139ZM96 247V248H95ZM114 247V249H117V251L116 250H113L112 251V248ZM126 247V248H125ZM74 248V250H77V251H74V250H72ZM8 249L10 250L9 252H8ZM98 249V250H97ZM120 249V251L122 250V252L121 253H123V255H124V251L126 252L125 253V255L124 256H128V258L127 257H124L122 254H120V252L118 251ZM3 250H6V252L8 253H6L5 251H3ZM53 250V251H52ZM68 252H67V251ZM79 250V251H78ZM111 250V251H110ZM124 250V251H123ZM151 250V251H150ZM158 250V251H157ZM12 251V252H11ZM115 251V252H114ZM135 251V252H134ZM78 252H80V253H78ZM91 252V253H92ZM117 252L119 253V254H117ZM131 252V253H130ZM134 252V253H133ZM153 252V253H152ZM45 253V254H44ZM98 253V252H97ZM137 253V254H136ZM139 253V254H138ZM141 253V254H140ZM238 250H237V248L234 246V248H232V259L234 260V262L236 261V264H237V259H238ZM81 254H82V257H81ZM85 255V257L87 256L88 258L86 259V261H85V259H82V258H84V255ZM107 254H108V252H107ZM156 254V255H155ZM13 255V256H12ZM120 255H122V256H120ZM139 255H141L142 256V259L144 258L145 260L143 261L142 259H141V262H139V258L141 257V256H139ZM144 255V256H143ZM167 255V256H166ZM204 256L206 255L205 253L203 254ZM234 255V256H233ZM11 256V257H10ZM116 256V257H115ZM148 257L149 258V260H148V258H146V257ZM236 256V257H235ZM6 257V258H5ZM91 257H95V258H91ZM122 257H124V258H122ZM130 257V258H129ZM137 257V258H136ZM25 258V259H24ZM90 258V259H89ZM97 258L100 260V262H99V260H97ZM115 258H117V259H115ZM168 258V259H167ZM236 260H235V259ZM93 259H96V260H93ZM152 261H151V260ZM88 260V261H87ZM121 260V261H120ZM155 260V261H154ZM118 261V262H117ZM138 261V262H137ZM150 261V262H149ZM34 262V263H33ZM121 262V263H120ZM137 262V263H136ZM152 262H155V263H152ZM89 263H90V261H89ZM93 263V262H92ZM92 263H90V264H92ZM124 263V264H125ZM106 264H110V263H106ZM142 264V263H141ZM208 264H213V263H211V262H208ZM264 264V263H263Z\"/></svg>",
    "mask_w": 264,
    "mask_h": 264
}]
</instances>
